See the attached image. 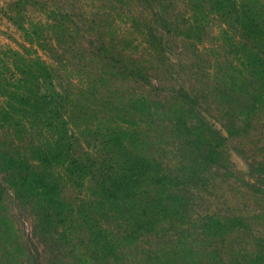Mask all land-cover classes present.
<instances>
[{"label": "rangeland", "instance_id": "1", "mask_svg": "<svg viewBox=\"0 0 264 264\" xmlns=\"http://www.w3.org/2000/svg\"><path fill=\"white\" fill-rule=\"evenodd\" d=\"M255 2L264 18V0ZM262 44L207 0H0V56L7 53L10 66L15 52L43 57L82 154L109 160V129L127 118L133 97L179 104L187 96L222 136V155H210L153 126L160 132L145 150L175 178L179 198L159 234L126 242L117 262L77 222L48 233L0 171V217L11 221L0 222V264H183L186 253L264 264ZM16 139L0 128V150L29 148ZM93 186L89 178L64 196L78 205Z\"/></svg>", "mask_w": 264, "mask_h": 264}, {"label": "trees", "instance_id": "2", "mask_svg": "<svg viewBox=\"0 0 264 264\" xmlns=\"http://www.w3.org/2000/svg\"><path fill=\"white\" fill-rule=\"evenodd\" d=\"M207 3L210 9L233 15L243 34L263 43V55L264 18L255 0ZM28 55L25 60L21 53H13L12 66L7 63V53L0 56V128L12 129L19 143L30 141L26 149H1L0 171L15 197L32 207L43 228L49 227L48 233L53 235L58 227L77 222L84 234L97 239L99 253L105 257L113 254L117 262L126 242L159 234L179 198L175 178L145 150L151 146L152 135L160 132L153 126L170 129L188 145L198 142L210 155H222L217 150L222 136L202 119L192 100H185L187 96L179 104L133 97L126 105L127 118L109 129L106 142L113 151L109 160L82 154L66 116L67 100L53 83L51 67L37 51ZM89 178L94 182L90 196L78 205L69 202L65 189L84 188ZM0 222L11 221L0 217ZM4 229L0 226V232ZM115 229L122 234L115 235ZM183 255V264L218 260L210 254ZM106 263L110 264L108 258Z\"/></svg>", "mask_w": 264, "mask_h": 264}]
</instances>
